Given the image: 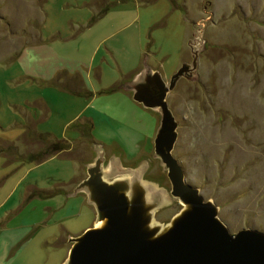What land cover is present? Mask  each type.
Wrapping results in <instances>:
<instances>
[{
    "label": "rangeland",
    "instance_id": "rangeland-1",
    "mask_svg": "<svg viewBox=\"0 0 264 264\" xmlns=\"http://www.w3.org/2000/svg\"><path fill=\"white\" fill-rule=\"evenodd\" d=\"M35 5L0 0V137L7 147L0 155L7 159L0 158V264L66 263L69 240L95 227L85 191H74L98 158L107 181L135 176L149 187L157 224L181 210L154 154L160 113L134 102L129 86L147 71L168 85L191 63V50L199 51L197 79H179L166 96L177 122L172 155L231 234L264 233V0H45L42 15ZM39 41L40 67L15 62ZM59 66L85 71L89 88L69 80L10 82L22 71ZM80 91L85 98L73 95ZM31 99H39L37 117L27 120L24 137V117L10 105ZM83 119L92 129L80 140L74 126ZM54 137L68 142L63 153L37 164L14 161L43 153ZM30 186L42 191L25 200Z\"/></svg>",
    "mask_w": 264,
    "mask_h": 264
},
{
    "label": "water",
    "instance_id": "water-1",
    "mask_svg": "<svg viewBox=\"0 0 264 264\" xmlns=\"http://www.w3.org/2000/svg\"><path fill=\"white\" fill-rule=\"evenodd\" d=\"M198 52L191 50V63L182 64L168 85L159 74L147 71L141 82L129 86L134 102L160 113L154 154L166 169L170 194L179 200L181 210L165 226L157 224L149 187L135 176L107 181L103 157L98 158L74 191H85L96 211L95 227L69 240L65 264H264V233L245 228L231 234L219 219L217 206L185 182L172 155L177 122L166 96L179 79H197Z\"/></svg>",
    "mask_w": 264,
    "mask_h": 264
},
{
    "label": "crops",
    "instance_id": "crops-1",
    "mask_svg": "<svg viewBox=\"0 0 264 264\" xmlns=\"http://www.w3.org/2000/svg\"><path fill=\"white\" fill-rule=\"evenodd\" d=\"M95 1H97V0H95ZM83 5L84 6H89L88 4L85 5V3ZM107 10L102 14V17L105 15V13L107 12ZM91 11H93V10H91ZM38 12L42 15V12H41L40 9L38 10ZM94 14H95V12H92L91 16H93ZM2 18H3L2 19V22H3L5 16H3ZM37 25L39 26L38 27L39 28V31L37 32V36H38V39L40 40V37H41L40 36V32H41L42 21H40ZM77 25H79V28L77 30H81V29L83 30L86 27L85 24H83V25L82 24H77ZM6 27L7 28L11 27V24L6 22ZM40 41L42 42V40H40ZM40 41L38 42L39 44H36L35 46L24 47L23 50H22V52L20 53L19 57L16 58L15 62L17 60H21V61H26L27 60V62H30L33 65L36 64L37 67H40L41 64L44 62V60H42V59H38V60L36 59V56L39 55V52H40V49H41V42ZM60 74H63L62 75V80H57V77ZM67 80L74 81L75 83L79 84V86H84V87L87 86L86 87L87 89L89 88V84H88V82L85 79V71H82V72L80 70L68 71V70H66L64 68H61L60 66L58 68L52 70V72L45 73V74L44 73H40L39 71L36 70V68L33 69V70L22 71L19 74H17L16 77H14L13 79H11L10 82H11V84H14V85H18V84H21V83H25V84L28 83V84L38 85L39 86L41 83L42 84L43 83H48L50 85L59 86L60 83H65V81H67ZM82 80H83V82H82ZM80 81L82 83H80ZM73 95H75L77 97L85 98V96L82 94V92H81L80 95L79 94L78 95L73 94ZM38 103H39V99H34V100L31 99L30 101H28V100L25 101L24 107L10 105L11 107L19 110L21 112L22 116L24 117L25 122H23V124H20L19 123L20 124L19 130L22 133L25 132V128H27V126L29 125L28 124V121H27L29 118L30 119L32 118L34 121H36L37 114H35V112L33 110L35 109V107H36V105ZM18 107H19V109H18ZM27 109H29V110H27ZM78 118H80V117H78ZM78 118H76V119H78ZM36 125H37V123H36ZM0 130L4 131V128H0ZM35 130H36V128H35ZM3 139H5V138L0 137V141L3 140ZM6 140H10V139H6ZM1 159H3V158H1ZM41 191L42 190H40V189H34V187H31V186L30 187H27L26 190L24 191V198H25V200H27V197H28L29 194L34 193V192H41ZM56 197H54V198H56ZM35 199L42 200L41 198H37V197H35L32 200H35ZM57 199L59 200V198H57ZM48 200L49 199H46V202ZM54 201H55V199L54 200H51V201H48V202L49 203L51 202L50 204H53ZM62 201L66 202V203L68 202V201H65V198L62 199ZM26 202H29V201H26ZM46 209H50V205H47ZM2 225H3V223L0 222V227H2ZM63 261H62L61 264H63Z\"/></svg>",
    "mask_w": 264,
    "mask_h": 264
},
{
    "label": "trees",
    "instance_id": "trees-1",
    "mask_svg": "<svg viewBox=\"0 0 264 264\" xmlns=\"http://www.w3.org/2000/svg\"><path fill=\"white\" fill-rule=\"evenodd\" d=\"M33 1L36 3L35 6L39 7L42 14H44L43 13V5H44L45 1L44 0H33ZM74 127L75 128L77 127L75 132L79 135L80 140L85 139V133L86 132H87V134H89V137H90V131L92 129V124L89 121H85V119H83V120L79 121L78 123H76V125ZM26 129L27 128H25L24 137H26L29 133V131ZM37 138L38 139L41 138L40 135H37ZM22 140H24V139H22ZM67 143L63 139H57L54 137V138H52V143L44 150L43 153L38 154V155L36 154L34 156H30L28 159H25L23 156L18 155L14 158V161H18V163H21V162L30 163L31 162L34 164L43 162V161L47 160V157L49 158V157L56 156L57 154L63 153V151L66 149L65 144H67ZM6 151H7V147L5 146V142L0 141V155L5 154ZM2 158L7 160L4 156Z\"/></svg>",
    "mask_w": 264,
    "mask_h": 264
},
{
    "label": "flooded vegetation",
    "instance_id": "flooded-vegetation-1",
    "mask_svg": "<svg viewBox=\"0 0 264 264\" xmlns=\"http://www.w3.org/2000/svg\"><path fill=\"white\" fill-rule=\"evenodd\" d=\"M104 163H102V166H103Z\"/></svg>",
    "mask_w": 264,
    "mask_h": 264
}]
</instances>
